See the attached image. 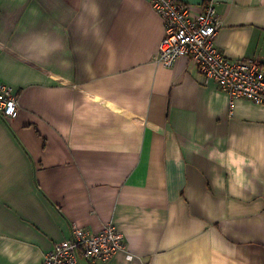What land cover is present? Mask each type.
Wrapping results in <instances>:
<instances>
[{
	"label": "crops",
	"instance_id": "1",
	"mask_svg": "<svg viewBox=\"0 0 264 264\" xmlns=\"http://www.w3.org/2000/svg\"><path fill=\"white\" fill-rule=\"evenodd\" d=\"M216 10V47L264 63V0ZM164 33L149 0H0V81L19 100L0 115V248L33 252L0 264H43L75 224L108 223L125 248L77 264H264V105L188 55L158 63ZM230 147L256 161L243 195Z\"/></svg>",
	"mask_w": 264,
	"mask_h": 264
},
{
	"label": "built area",
	"instance_id": "2",
	"mask_svg": "<svg viewBox=\"0 0 264 264\" xmlns=\"http://www.w3.org/2000/svg\"><path fill=\"white\" fill-rule=\"evenodd\" d=\"M164 23V36L155 60L172 66L188 55L203 81L216 82L231 100L247 98L264 105V63L254 58L226 57L214 39L221 25L216 0H202L200 10L179 0H149ZM19 100L13 88L0 81V115L7 120L17 117ZM123 232L113 223L98 231L74 225L70 236L57 241L43 255V264H77L80 258L107 259L125 248Z\"/></svg>",
	"mask_w": 264,
	"mask_h": 264
},
{
	"label": "clouds",
	"instance_id": "3",
	"mask_svg": "<svg viewBox=\"0 0 264 264\" xmlns=\"http://www.w3.org/2000/svg\"><path fill=\"white\" fill-rule=\"evenodd\" d=\"M224 159L223 157H225ZM221 165L226 168L230 177V188L233 194L243 195V191L251 186V181L248 179L247 169H252L253 174H258L256 167V161L249 159L245 155L235 151L233 148H229L225 153H221ZM210 158L211 155H210ZM223 187V185H220ZM240 190L237 192V190ZM0 255L6 256L10 261H16L23 258L24 261L30 259L33 256V252L29 245L25 244L22 250L13 249L11 244H5L0 248Z\"/></svg>",
	"mask_w": 264,
	"mask_h": 264
}]
</instances>
